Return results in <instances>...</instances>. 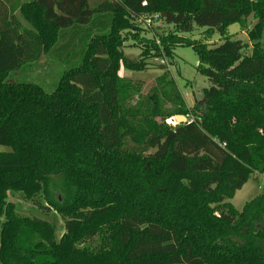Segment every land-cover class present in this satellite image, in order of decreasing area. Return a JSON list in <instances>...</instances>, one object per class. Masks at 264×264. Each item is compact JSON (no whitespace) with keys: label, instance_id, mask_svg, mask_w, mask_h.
<instances>
[{"label":"trees","instance_id":"1","mask_svg":"<svg viewBox=\"0 0 264 264\" xmlns=\"http://www.w3.org/2000/svg\"><path fill=\"white\" fill-rule=\"evenodd\" d=\"M251 14L264 0H0V264H264V194L229 201L264 173V22L250 54L224 35ZM195 26L223 41L181 35ZM137 39L141 56L195 48L194 117L175 82L155 91L168 109L119 75L141 67ZM51 52L67 66L53 91L13 74Z\"/></svg>","mask_w":264,"mask_h":264},{"label":"rangeland","instance_id":"2","mask_svg":"<svg viewBox=\"0 0 264 264\" xmlns=\"http://www.w3.org/2000/svg\"><path fill=\"white\" fill-rule=\"evenodd\" d=\"M262 20L264 22L261 16L257 17V15L251 14L240 21L230 24L226 28L224 35L232 39H240L248 44L249 47L245 49V53L250 54L253 47L250 31H255L257 24L262 22ZM160 23L161 22H158L156 26L160 25ZM168 29L169 27L165 26L164 30L166 32ZM207 29V27L195 26L192 32L181 35L196 40L198 43H206L209 46L220 44L223 41L224 37H222L219 32L215 31L213 34L207 35ZM61 41L58 42V46L62 43ZM260 41L264 45V29ZM139 43L138 39L135 42L129 40L127 43L129 45L126 46L124 50L130 61H141V67L132 69L122 63L119 75L133 81L134 85L139 87V94L143 96L157 94V96L163 98V102L168 109L171 108V102H169L166 95L162 92L155 91L157 89L160 91V89L162 90L163 88L171 91L168 85L171 84V82H175V87L180 91L183 101L191 114L190 117H194L195 106L203 101V90L209 85L207 78L197 71L199 56L195 48L180 43V45L173 46L172 53L168 56L163 50L162 45H158L160 48L159 55H156V53H147L141 56L140 53L142 49ZM66 67L64 62L57 57V53L51 52L41 56L37 61L14 71L13 74L18 80L40 83L47 91L51 92L55 89L56 83ZM137 98L138 94H136L133 102H135ZM175 117L176 115H172L165 120L169 124L175 125L178 124ZM186 117L188 119V115ZM161 119V117L158 118L159 121H162ZM263 194L264 173L255 172L248 181L236 191L229 201L236 209L242 211L247 203L254 201ZM14 200L21 201V198L17 196ZM48 217L57 225V232L60 235L63 231V220L61 216L57 213H51ZM258 226L264 229V220L261 221Z\"/></svg>","mask_w":264,"mask_h":264},{"label":"built area","instance_id":"3","mask_svg":"<svg viewBox=\"0 0 264 264\" xmlns=\"http://www.w3.org/2000/svg\"><path fill=\"white\" fill-rule=\"evenodd\" d=\"M146 4H147L146 1H144L143 5ZM160 18H161V14L159 13L143 14L138 17V22L148 28H153L154 26H156L158 22H161Z\"/></svg>","mask_w":264,"mask_h":264},{"label":"water","instance_id":"4","mask_svg":"<svg viewBox=\"0 0 264 264\" xmlns=\"http://www.w3.org/2000/svg\"><path fill=\"white\" fill-rule=\"evenodd\" d=\"M175 118H176V121H177L178 124L184 123V122H186L188 120L185 115H181V114L176 115Z\"/></svg>","mask_w":264,"mask_h":264},{"label":"crops","instance_id":"5","mask_svg":"<svg viewBox=\"0 0 264 264\" xmlns=\"http://www.w3.org/2000/svg\"><path fill=\"white\" fill-rule=\"evenodd\" d=\"M13 1H15V0H13ZM21 2H23L24 0H20Z\"/></svg>","mask_w":264,"mask_h":264}]
</instances>
